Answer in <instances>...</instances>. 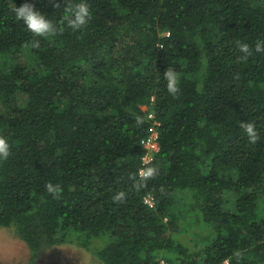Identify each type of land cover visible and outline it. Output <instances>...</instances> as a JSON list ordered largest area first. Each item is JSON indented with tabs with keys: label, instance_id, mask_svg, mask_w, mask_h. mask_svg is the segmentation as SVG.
Listing matches in <instances>:
<instances>
[{
	"label": "trees",
	"instance_id": "trees-1",
	"mask_svg": "<svg viewBox=\"0 0 264 264\" xmlns=\"http://www.w3.org/2000/svg\"><path fill=\"white\" fill-rule=\"evenodd\" d=\"M32 2L55 35L0 0V227L34 259L69 242L102 264H264V0H87L79 31L67 0ZM149 111L160 150L142 178Z\"/></svg>",
	"mask_w": 264,
	"mask_h": 264
},
{
	"label": "clouds",
	"instance_id": "clouds-1",
	"mask_svg": "<svg viewBox=\"0 0 264 264\" xmlns=\"http://www.w3.org/2000/svg\"><path fill=\"white\" fill-rule=\"evenodd\" d=\"M13 12L17 21H21L23 25L34 35L47 37L55 35L57 28L53 22L46 17L32 2V0H24V3L17 6L13 0ZM91 13L87 0H67L64 9V20L66 26L74 31L82 30L89 22ZM38 45V41H37ZM239 49L242 53L248 54L250 49L248 44H239ZM257 52H264V44H256ZM164 78L167 81V91L175 95L178 91V78L173 70L165 69ZM244 131L247 134L249 141L255 143L258 139V134L253 123H245ZM11 145L6 136H0V160H5L10 156ZM154 175V170H149L144 173L145 177ZM47 191L52 194H59V187L48 184ZM124 193L120 192L116 195V200H122Z\"/></svg>",
	"mask_w": 264,
	"mask_h": 264
},
{
	"label": "rangeland",
	"instance_id": "rangeland-1",
	"mask_svg": "<svg viewBox=\"0 0 264 264\" xmlns=\"http://www.w3.org/2000/svg\"><path fill=\"white\" fill-rule=\"evenodd\" d=\"M192 220L194 219L191 218V224L184 228V231L186 228L188 230L186 236L190 238V246L201 235H205L202 231L204 224ZM182 230L178 232V236ZM99 261L88 251L69 242L40 250L34 259L29 248L12 229L0 227V264H102Z\"/></svg>",
	"mask_w": 264,
	"mask_h": 264
},
{
	"label": "built area",
	"instance_id": "built-area-1",
	"mask_svg": "<svg viewBox=\"0 0 264 264\" xmlns=\"http://www.w3.org/2000/svg\"><path fill=\"white\" fill-rule=\"evenodd\" d=\"M154 97H151V101ZM142 110H146V105L140 106ZM147 118L150 119L151 125L149 126V131L147 137L143 142V154L140 156V168L138 170L139 177L145 178L144 173L148 171L149 165L155 160L156 155L159 153L160 145H159V133L157 130V126H159L160 121L157 119L155 113L153 111H149L147 114ZM143 202L147 204L149 207L154 206V198L151 194H146L143 197ZM162 263H164L162 261Z\"/></svg>",
	"mask_w": 264,
	"mask_h": 264
}]
</instances>
